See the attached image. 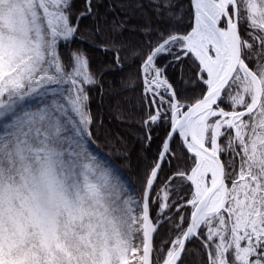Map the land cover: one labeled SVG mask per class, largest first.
Masks as SVG:
<instances>
[{"label":"snow or ice","instance_id":"obj_1","mask_svg":"<svg viewBox=\"0 0 264 264\" xmlns=\"http://www.w3.org/2000/svg\"><path fill=\"white\" fill-rule=\"evenodd\" d=\"M98 4L0 0V264H185L193 241L202 264H264V0H188L183 33L174 29L185 6L150 0L147 50L123 39L127 18L98 19ZM119 7L144 15L140 0ZM85 43L111 59L92 67ZM163 54L192 61L200 92L191 101L157 67ZM137 60L151 111L138 118L117 98L116 117L141 124L146 142L151 126H169L138 199L88 150L89 91L103 96L104 76ZM180 160L187 167L177 163L155 191L161 163ZM177 178L191 191L180 205L190 213L173 221L165 210ZM165 220L174 235L155 244Z\"/></svg>","mask_w":264,"mask_h":264},{"label":"trees","instance_id":"obj_2","mask_svg":"<svg viewBox=\"0 0 264 264\" xmlns=\"http://www.w3.org/2000/svg\"><path fill=\"white\" fill-rule=\"evenodd\" d=\"M77 7L83 6V0H75ZM129 0H99L98 4V19L104 18L103 22L111 23L113 20H125L127 18V29L123 33V39L134 47L147 50L149 42L155 43L156 33L146 34L142 28L146 24L147 19L154 20L151 8L149 7L150 0H140L145 5L143 12L140 14L139 10L125 11L119 5L128 3ZM175 3L183 4L185 6V13L178 21L176 28L177 32L183 33L189 28L191 22L190 13L187 11L188 0H174ZM111 6L114 11H110ZM93 25L92 19H85L82 21V26L91 27ZM89 54L92 67H98L101 63L111 59L110 54L91 48L89 45L82 44ZM157 67L164 69V74L168 81L173 85V88L178 94L182 95L185 100L191 99L200 92L199 86L192 82L193 68L192 61L185 58L183 61L177 62L173 56L163 54L158 57L156 61ZM132 77L131 83L128 84L125 90L120 92L119 97L109 95V86L118 88V81L121 78ZM104 93L100 94L99 89H92L89 91L90 108L92 114V137L88 143V150L93 155L104 157L115 170L124 178L131 192L135 198L144 191V181L152 168L153 163L157 160L158 154L162 149L166 136L169 132L167 124H158L151 126V141L146 142L142 138L144 136L143 127L139 123L127 122L117 119L115 112L116 99L121 101L122 109L126 112H131L136 117H145L148 111H151V103L144 96V85L140 74L139 60L126 62L125 69L119 74H106L103 78ZM224 106V105H222ZM166 107V106H165ZM178 151V150H177ZM179 163L181 168H186L185 161H173L170 166L164 163L160 175L156 181L154 190L159 191L157 185H164L168 182V178L175 170V165ZM190 163V161H189ZM179 179L168 184L171 196L168 203L170 208L165 211L166 215H170L175 221L180 215H186L188 219L190 208L181 207L176 210L179 205H183L191 196L189 187L185 184L179 187ZM155 203L159 200L153 197ZM151 218L153 223L156 222V206L150 203ZM163 219V217H161ZM170 226L165 220V226L158 229V235L154 238V243L159 244L163 239H170L174 235L173 231L169 230ZM190 253L195 252L197 255H187L185 257V264H202L201 257L203 251L199 248V242L193 241L190 248L187 249Z\"/></svg>","mask_w":264,"mask_h":264},{"label":"rangeland","instance_id":"obj_3","mask_svg":"<svg viewBox=\"0 0 264 264\" xmlns=\"http://www.w3.org/2000/svg\"><path fill=\"white\" fill-rule=\"evenodd\" d=\"M159 91L161 92V95L164 94L163 88H161ZM65 135H71V132H67V133H65ZM170 196H171V193H170V190H169V197H170ZM179 208H181L180 205L176 208V210L179 209ZM165 211H166V210H165ZM184 217H185V219H186V215H185Z\"/></svg>","mask_w":264,"mask_h":264},{"label":"water","instance_id":"obj_4","mask_svg":"<svg viewBox=\"0 0 264 264\" xmlns=\"http://www.w3.org/2000/svg\"><path fill=\"white\" fill-rule=\"evenodd\" d=\"M174 139H175V137H174ZM163 165H164V163H161L160 171L158 172L157 178H158V176H159V174H160V172H161V170H162ZM156 181H157V180H156ZM155 184H156V182H155L154 185H153V189H154ZM150 215H151V211H150ZM154 237H155V236H154Z\"/></svg>","mask_w":264,"mask_h":264}]
</instances>
